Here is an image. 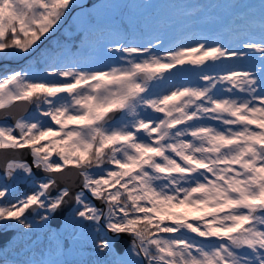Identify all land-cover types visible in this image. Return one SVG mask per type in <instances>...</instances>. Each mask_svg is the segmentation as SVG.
<instances>
[{"label":"snow or ice","instance_id":"obj_1","mask_svg":"<svg viewBox=\"0 0 264 264\" xmlns=\"http://www.w3.org/2000/svg\"><path fill=\"white\" fill-rule=\"evenodd\" d=\"M75 6L0 0V251L40 229L47 253L22 264H69L82 238L90 264H264V3L234 43L165 47L89 15L83 50L41 48Z\"/></svg>","mask_w":264,"mask_h":264},{"label":"rangeland","instance_id":"obj_2","mask_svg":"<svg viewBox=\"0 0 264 264\" xmlns=\"http://www.w3.org/2000/svg\"><path fill=\"white\" fill-rule=\"evenodd\" d=\"M262 3L264 0H97L87 4V0H74L77 6L72 8L56 29L57 32L61 28L59 34L48 37L41 48L59 44L72 52L83 50L86 41L94 38V33L86 31L85 22L89 15L99 28H127L129 38L134 39L158 36L165 47L176 43L194 44L204 38L209 42L221 40L234 43L237 36L260 35L259 13ZM250 7L259 9L254 12ZM239 31L243 35L235 34ZM75 36L81 41L74 40ZM97 59L102 63L109 62L107 57ZM3 63L18 69L25 61L9 59ZM31 110L29 108L28 111ZM7 123L13 121L8 119ZM28 190L22 183L14 194L20 195ZM12 235L15 233L12 232ZM46 244L44 231L35 229L28 236L16 237L13 243L8 244L6 253L0 251V261L7 259L9 264H22L25 260L40 259L41 252L47 253ZM59 258L69 261V264H79L81 261L90 264L97 259L86 238L78 240Z\"/></svg>","mask_w":264,"mask_h":264},{"label":"water","instance_id":"obj_3","mask_svg":"<svg viewBox=\"0 0 264 264\" xmlns=\"http://www.w3.org/2000/svg\"><path fill=\"white\" fill-rule=\"evenodd\" d=\"M97 0H87V4H92L93 2H95ZM29 110V109H28ZM12 112V115L16 116V115H20L21 113V108L20 107H16V108H13L11 110ZM10 119L11 121L12 118L11 116L8 118ZM11 155H13L12 153H3V152H0V166L3 165L4 163V159L6 157H10ZM24 159L28 160L29 162L31 161V157L30 156H27V155H24L23 156ZM67 185L70 189L72 190H76L78 184H79V181L78 179L74 178L73 176L71 175H67L62 181H61V186H64V185ZM22 185V184H21ZM54 194V193H53ZM9 235H12V232H9Z\"/></svg>","mask_w":264,"mask_h":264},{"label":"bare ground","instance_id":"obj_4","mask_svg":"<svg viewBox=\"0 0 264 264\" xmlns=\"http://www.w3.org/2000/svg\"><path fill=\"white\" fill-rule=\"evenodd\" d=\"M259 1H260V0H259ZM246 2H247V1H246ZM249 2H250V1H249ZM250 9H251L252 11L255 12V11H258L259 8H256V7H250ZM244 11H245V10H244ZM249 11H250V10H249ZM250 13H251V12H250ZM248 14H249V13H248ZM255 14H256V13H255ZM259 14H260V13H259ZM232 23H233V22H232ZM251 24H252V23H251ZM234 25H237V24L234 23ZM253 25H254V24H253ZM233 27H234V26H233ZM256 30H257V29H256ZM227 33H228V32H227ZM259 33H260V32H259ZM259 33H258V34H259ZM231 34H232V33H231ZM235 34H237V35H243V33L240 32V31H239L238 33H235ZM223 35H224V34H223ZM222 37H223V36H222ZM256 37L258 38L259 35H257Z\"/></svg>","mask_w":264,"mask_h":264},{"label":"trees","instance_id":"obj_5","mask_svg":"<svg viewBox=\"0 0 264 264\" xmlns=\"http://www.w3.org/2000/svg\"><path fill=\"white\" fill-rule=\"evenodd\" d=\"M66 25H67V24H66ZM60 29H61V28H59V30H58L57 32H56V31L54 32V33H55L54 36H57V35L59 34ZM49 37H50V36H49ZM73 38H74V40H76V41H78V42L81 41V39L79 40V38L76 37V36L73 37ZM46 41H47V40H46ZM34 55H36V53H35Z\"/></svg>","mask_w":264,"mask_h":264},{"label":"flooded vegetation","instance_id":"obj_6","mask_svg":"<svg viewBox=\"0 0 264 264\" xmlns=\"http://www.w3.org/2000/svg\"><path fill=\"white\" fill-rule=\"evenodd\" d=\"M21 184H22V183H21ZM21 184H20V185H21Z\"/></svg>","mask_w":264,"mask_h":264}]
</instances>
